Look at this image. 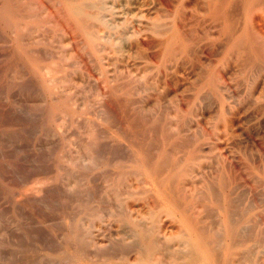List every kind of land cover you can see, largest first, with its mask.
<instances>
[{"label": "rangeland", "instance_id": "obj_1", "mask_svg": "<svg viewBox=\"0 0 264 264\" xmlns=\"http://www.w3.org/2000/svg\"><path fill=\"white\" fill-rule=\"evenodd\" d=\"M13 1L12 0H0V4H1L0 5V27L1 26L3 27V28L2 27L0 28V264H71V263L80 264L82 263L83 260L85 259L87 260V258L84 257L85 254H86L85 256L88 257L89 259L87 260V263H84L86 261H83L84 264H128V263L129 264L130 263L131 264H136V263L137 264H163V263L169 264V262H171L170 264H172L173 262L175 263L174 260L172 262V259H175L176 256L180 258V256L177 255V251H179V254H181L182 256L183 253L181 251L184 250L185 248V246L182 243V240L180 239L181 238L180 232L182 230H183L182 232L186 231L188 222L186 219H185L186 222L183 221V218H185L186 215H188L189 217L191 216V218L196 220L198 225L202 226L205 230L211 231L213 233L215 232L219 233L218 232L219 229H217L218 222L216 223L215 221L220 220L221 216L219 213V205H220L219 203L223 202L225 197L227 198L229 202H231L232 206L233 204L235 205L233 209L234 211L232 213L234 214L233 215L234 222L238 230V235L236 236V243L238 242L239 244L237 243L232 246L226 245V247H224L222 243L218 245L216 242H212L214 243L213 244L214 247L212 246L214 248V251L217 253V256L219 258H223L225 256L226 257L231 256V257H235L233 258L235 259V262L237 261L243 264L250 263L249 261L250 259L249 260L246 259L248 258L247 253H249L250 251L249 254H251L250 255L251 261H257L258 264H264V199H262L264 198V193H261V191L264 190V94H263L264 93V90H263L264 89V72H263L264 71V0L263 1L261 0L263 4V8L261 4H258L257 2L258 0H256L254 3H251V4L245 3L244 0H237L238 3L236 1L232 2V4L236 2L233 5H236L237 8H239L240 10L239 9L236 10V6H233V5H231L232 7H230L229 13L232 16L233 20L234 18L236 19L238 18L237 20L235 19L234 26L238 24L239 26L237 25L236 27L239 28V30L235 29V31H237V33H242L243 36L247 40H249V42L255 48V51L253 53H248V54L246 53L245 56H243L244 60H243V57L240 58L242 55H238L237 52L234 51L231 53L232 55H229L230 53L226 51V45H227L226 42L228 41V36L225 35V33L222 31V20L219 19L220 22L215 19L212 20V17L207 11L208 10L206 7L207 3L205 2V0H176L177 2L174 0L173 1L167 0L168 1L167 2L165 0V3H164V0L160 2L159 0L158 1L151 0L152 2H150V0H107L105 1L106 5H104L103 9L99 10V13L104 15L103 17H104L105 22L109 21V23L106 22L104 24H101V22H98L94 18H88L87 16L86 17L88 19L85 18V22L87 23L88 22L91 23L93 21L92 24L94 23V25L91 26L90 23H88V25L91 26L92 29H96V32L99 34V36L96 37L95 45L92 44L91 42L92 40H89L87 38L85 31H84L85 26L83 27L79 24L78 17L73 12V7L75 6L80 7L82 4L84 5L86 4L87 5L86 9L88 11L93 12L94 11L93 9H95V7L92 6L93 0H71V1L70 0H20L18 2L17 0H13ZM146 1H148V3ZM19 2L20 4L22 3V5L20 4L18 5ZM113 2H116V3H113ZM161 2L163 3L161 4ZM172 2L173 3L175 2V3L173 4ZM26 3H28V5ZM68 3H71V4H68ZM140 3L142 6L140 5ZM150 3L151 5H149ZM166 3L168 4L166 5ZM255 3L259 5L258 7L257 5L255 6L258 9L254 7ZM107 4L110 7H108ZM197 4L199 5V7ZM238 4L239 5L241 4V5L238 7ZM251 5H253V8L251 7ZM158 8L160 9L162 13L159 12ZM165 9L167 10L169 9L170 11L168 10L166 13ZM180 10L181 12H179ZM95 12H96V9H95ZM236 13L238 14L240 13V14L238 15ZM152 14H155V15H152ZM27 16L29 18H27ZM208 16L210 17L207 20ZM182 17L184 19H182ZM239 18L240 19L242 18L241 23L239 22L240 21ZM144 19H145V22H144ZM193 19L194 20L196 19L195 20L196 23L194 22ZM110 20L111 22H113L114 26L112 25V23H110ZM113 20L116 21V23H114ZM215 21H218V23L216 22L218 25H216ZM188 22H191V23H188ZM107 23L109 25H107ZM152 25H154V27ZM11 26L13 28H11ZM128 26L130 27V30ZM179 26H182V30L184 31L186 29L185 33L190 37V39L194 38L197 40V42L195 44L194 41L196 40L194 41L191 40L195 44V46L192 45L193 43H190L191 45L188 46L189 50L185 48L181 49L180 47H177L176 50H178V48H180L181 50L180 49H179L180 51L174 50L171 54H166L164 51L163 42L167 39L168 35H170L171 33L173 32L177 33L176 29ZM190 26L194 27V29L191 28ZM216 26H217V29H216ZM219 26L221 30L220 28L218 29ZM124 27L125 28L127 27V29H124ZM147 29H149V31ZM150 29L152 32L150 31ZM156 29L158 30L162 29V30L158 31ZM163 29L165 30L167 29L166 30L167 32L164 33ZM192 29L194 31H192ZM10 30L13 31L14 33H12ZM209 30L211 32L210 34L208 32ZM45 31H46V34H45ZM120 31L121 32L124 31L126 35H123L125 33L124 32L121 33ZM146 32L148 34L149 33L151 34V35L149 34L151 36L150 38H152L151 41H149L150 39L148 40L149 36ZM10 33L13 35H11ZM38 33H40V36ZM18 34L22 36L20 41H19L20 36H18ZM77 34H79L80 36H78ZM27 35H29L30 37L32 36V37L30 38ZM101 35H104L105 37ZM135 36H137L138 38ZM152 36L153 37L155 36L154 39ZM25 37H26V40L29 39L28 41H30V43L24 40ZM10 38H11V41L13 40L12 42H10ZM113 38H114V41H113ZM123 38H124V41H122ZM130 38L132 39L130 40ZM155 38H156V42L154 41ZM214 38H216L217 40H215ZM81 39L84 41L85 44L81 42ZM31 40H33V42H31ZM58 41L59 43H57ZM152 41L155 43H152ZM101 42L103 44H101ZM149 45L151 47H149ZM210 45L211 47H209ZM63 46L67 48H64ZM27 48L29 49L33 48L34 51L33 50L28 51L29 49ZM118 48H120L121 51ZM110 50L112 52H110ZM190 50H191V53L193 52L192 54H190ZM89 51H90L89 56H93L94 58L88 56ZM144 51H146L148 54L146 52L144 53ZM156 51L157 53H155L154 55V52ZM175 51L176 53H178L176 54V56H175ZM149 53L150 54L152 53L151 54V56H153L152 58H150L151 56ZM107 54L109 55L107 56ZM137 55H140L142 59L140 57L138 58ZM147 55L149 56L147 57ZM247 55H248V58L246 57ZM230 56L231 57L233 56V57L231 58ZM134 57L135 58L137 57L138 60L137 59L135 60ZM234 57L237 59H235ZM130 58H132V60ZM166 58L168 59V61ZM239 58L240 60L238 61ZM241 59H242V63H241L242 71H241V68L239 67L240 66L239 62L241 61ZM69 61L72 63L69 64ZM182 61L185 64H183ZM243 61H245V63ZM111 63H114V64H111ZM166 63H167V68H166ZM38 64L40 65V67H38ZM145 64H147V66ZM237 64L240 69L237 67ZM41 65H43L44 67ZM168 65L172 67H169ZM45 66L47 67L46 71L43 70ZM137 68H139V70ZM170 68H172L173 70H171ZM48 69L51 70V71L49 70L50 73H48ZM110 69L112 70V72ZM44 71L45 73L47 72L48 74L47 73L45 74ZM113 71H114V74H112ZM117 71H119L118 74H117ZM202 71H205V73ZM258 71H260V73ZM136 72H138V74ZM132 74L135 76V78H131V77H134ZM55 75H57L58 77L55 78ZM109 75H110V79H108ZM158 75L160 77H158ZM253 75L254 76L256 75L255 76L256 80L254 79ZM51 76L54 78V79L52 78L53 81L50 80ZM111 76L114 80H112ZM153 76L155 77L153 78ZM250 76L254 80H252ZM164 77H166L167 79ZM212 77L218 78V80L221 83L218 80L216 81L215 84L211 83ZM46 78H49L50 81ZM139 78L142 82L139 80ZM129 79L131 80L133 79V81H130ZM123 80H127L126 85ZM118 82L119 83L122 82L124 84L118 85ZM114 84L115 86L117 85V87H113ZM226 84H228V86ZM249 84H252V85H249ZM55 86L58 88L56 89ZM61 90H63V92ZM133 90H135L134 93L132 92ZM51 92H54L56 95L53 96L54 94H52ZM59 94L62 97L59 96ZM229 94L232 96H229ZM115 95H118V96H115ZM119 95L121 96V98ZM161 95L163 96V98ZM59 97L63 99L60 100ZM128 98L130 99L133 98V100L130 101V99ZM232 100H235V101L232 102ZM73 101L75 103L77 102L76 103L78 104L77 107L74 106L76 104ZM63 106L64 107L66 106V107L64 108ZM119 108H122V110ZM139 109L143 111H140ZM172 109L174 111H172ZM24 110L27 112H25ZM99 110L101 111L99 112ZM91 111H92V114H91ZM97 112H99V114ZM119 112H121V114ZM138 112L141 115L138 114ZM56 113L57 115L60 114L59 117L56 115ZM87 113L90 115H88ZM100 113L102 114V116H100ZM224 113H226V115ZM94 114L97 116H95ZM221 115L223 116L222 118H221ZM6 116H8L9 119ZM134 116L140 118V122H142L143 126L141 125L140 127V124H139L140 122L138 118H135ZM145 116L148 117L147 120H145L146 118ZM118 117L120 118L118 119ZM125 117L127 120H125ZM61 118H62V121L60 123ZM210 118L212 121L210 120ZM178 119L181 121H178ZM108 120H109V123H108ZM91 121L94 123H92ZM5 122L6 123L8 122V123L6 124ZM96 122H98V124L102 122L99 126L100 128L97 129L98 134L96 133V130H95V128H97V125H95ZM110 122L113 124H111ZM155 122L157 123V125L160 123L159 126H157ZM178 122L180 124L182 122V125L184 127L180 126ZM197 123L199 126L198 128L199 132H197L198 131L197 129L198 126H196ZM210 123L212 124V127ZM110 124H111L110 126L111 128L114 127L115 132L114 130H112L111 132V128H109ZM101 125H103V127ZM104 126L108 130V131L106 130L107 133L104 129ZM121 127L124 128L123 130L125 132H123L122 130V132L120 133L122 129ZM139 127H140V130H139ZM181 127L183 129L180 130ZM116 128H118L119 132L116 131ZM147 128H149L148 131H146ZM203 128L206 130V133L204 132L205 130ZM99 130H101L102 132ZM143 130L146 131L145 134ZM166 130L168 131L166 132ZM142 131H143V134H142ZM103 132L106 136L103 134ZM207 132L209 134H207ZM125 133L126 134L128 133L130 135L126 136ZM137 133L138 135H140V138L137 137L139 138L137 140L135 137V139L137 141L140 140V143L136 141L138 143L137 144L135 143V139H132L134 140L133 143L136 145L134 146L132 145L133 144L132 142H131L132 144L130 143V139L131 137H133L132 134H135L134 136H138ZM63 134L65 135V137H63ZM99 134H103V136L102 135L100 136ZM121 134H124L126 136L127 139L125 137L124 138L127 140V143L125 141L123 142L121 141L122 139L125 140L122 137L124 135H121ZM166 134L169 135V137L166 136ZM186 134L189 137L186 136ZM108 135L109 137L107 139L112 137L111 140L114 143L118 140L117 138L120 137L119 138L120 140L117 141V144L119 142H121L122 144L125 143L126 146L125 144H123V146L126 149L124 147L123 148L126 151L124 149L122 150V145L120 146L121 143H119V145L116 146L117 148L121 147V149L119 150L117 148L116 150H114L115 148L114 149L111 148L113 146L115 147L116 145L114 143H113L114 145H112L111 144L112 142L109 143L111 144L110 145L111 147L106 146V145H109L108 144L109 141L106 138L104 139V136L107 137ZM190 135L193 140L190 138ZM116 136L118 137L113 138ZM211 136L213 138H211ZM14 137H16L17 139ZM165 137L167 140H165ZM98 138L100 139L99 143H97L99 140ZM178 141L180 142L182 141L181 143L185 142L184 145L186 143L189 144V142H191L192 144L191 143L189 145L187 144L184 147V145L180 144ZM176 142L177 144L179 143V145L176 146ZM148 143L151 145L153 143H156L154 144L156 146H153L152 148L151 145L148 146ZM170 144H172L173 146ZM127 145L129 147L131 145L130 147L132 148L131 152L129 151L130 148H127L128 147ZM182 145H183V148H181ZM27 146H30V147L28 148ZM150 147L152 149H150ZM173 147L174 149H172ZM154 148L156 149L154 150V152H152ZM168 148L170 150H168ZM113 150L116 152H114ZM233 150L235 151V153L233 152ZM9 151H11V153ZM124 151L125 152L128 151L129 153L128 152L124 153ZM12 152H15V153H12ZM147 152H149L151 155L146 154ZM160 152L167 153V161L168 162L170 161L169 163L170 165L172 164L173 166L172 168L175 172H177L178 174L184 171L187 172V174L184 173V175L182 176L178 175L179 179H176V180L174 179L175 183L179 182L181 184L182 190L184 189V191L186 192V189H187L189 192V193L186 192L187 193L186 205L189 206V209L186 212L187 213L186 215L182 214L183 215L182 218L177 213L171 214L169 211H167L165 209L164 203H162L161 205L160 195L157 191H155L154 185L152 184L151 176L149 175V173L147 175L144 168L140 164L142 162L143 157L151 158V160H157ZM214 152L215 154L217 153L216 154L217 156L218 155L219 156L210 157L212 154H214ZM232 152H233V155H230L232 154ZM152 153H153V156H152ZM201 153L203 156L201 155ZM120 154L121 156H119ZM220 154L223 156H221ZM234 154L236 155L237 158L232 157V156H235ZM88 156H90L91 158ZM38 157L40 158V160H37L39 159ZM102 157L104 158L106 157V159L108 158L107 159L108 161H106V159ZM258 157L261 160H259ZM76 163L78 166L82 167V169L78 167ZM214 164H216L215 167H214ZM245 164L247 166H244ZM189 165L192 166V169H191V166ZM211 165L214 168L211 167ZM24 166L26 169L24 168ZM206 166H209L208 170ZM29 167H31V169H29ZM132 168L135 170V172H137V174L134 172ZM181 168L183 170H181ZM212 168L216 169V172ZM36 169H37V172H36ZM83 169L87 171L90 170V171H88V173L85 174ZM239 170L241 173H238ZM3 171H5V173ZM39 171L41 174L39 173ZM76 171L80 173H77ZM82 172L83 174H81ZM204 173H205V176L203 177ZM208 173L209 174L211 173V174L209 175ZM215 173H217V175ZM44 174L45 176H43ZM191 174H193V176ZM235 174L237 176H235ZM1 175H3V177ZM122 175L124 176L122 177ZM140 176H143L146 182L143 183V181L145 180L142 177L140 178ZM39 177H41V179ZM39 179L40 181H38ZM225 179L227 180V182L224 181ZM245 179H247V181ZM256 179L259 180V182ZM260 179H263V181ZM203 180L205 183H203ZM243 180L246 182L247 186L244 184L245 182ZM256 182H258L257 183L258 186L256 185ZM238 183H240L241 185H239ZM210 184L212 186L215 185V189L214 187L210 188L211 186ZM237 184L239 185L238 187H236ZM140 185H141V188L139 187ZM147 185H148L149 190L146 191ZM233 185L235 187H233ZM142 186L144 188L146 187V189L142 188ZM253 186H255V188H253ZM84 187L85 189H83ZM244 187L246 188L248 187L247 190H245L246 188ZM260 188L262 189L261 191L259 190ZM197 189H200L199 197L204 198L203 202L205 201L206 203L201 202L202 199H200L199 197L196 198L198 199L197 202H196V199L194 200L196 195H198L197 193H199L198 192L199 190ZM257 190H259L258 193L260 192V194L257 193ZM54 191H57V192H54ZM245 191L246 193H244ZM149 194L155 197L152 198L151 195L149 196ZM239 195H240V198H239ZM241 195H243L245 199L241 198L242 197ZM142 196L144 197L146 196L144 200H142L143 198ZM249 196H251V198L255 196L254 198L256 199L258 204L255 202L254 198L253 200ZM83 197H87L86 198L87 200L83 199ZM215 197H218V198H215ZM259 197L263 201H261ZM234 198L235 200H232ZM82 200H85V201H82ZM248 200L251 203L253 201V203L249 205ZM154 201L156 204H154ZM217 201H219V203H217ZM235 201L237 204L239 203L238 206L236 203H234ZM207 202L209 204H207ZM45 203H49V205ZM117 203L119 204V206H117L116 208V205H118ZM188 203H192V204H188ZM198 203H201V204H198ZM113 204L115 207L113 206ZM204 204H205V208L203 210ZM50 205L53 207H51ZM61 205L63 206V208ZM206 205L207 207L210 206V209H212L211 208L212 206L213 209L216 208L217 210L216 209L215 211H212L213 209L209 210V212L211 211L209 215L208 212H206V210L208 209ZM118 207L120 208V210L118 209ZM247 207L249 208L247 209ZM51 208H54L55 210H52ZM199 209H202V210H199ZM237 209L239 210L238 213H236L238 211ZM86 211H88L89 213L88 212L86 213ZM195 211H197L198 213ZM257 211H260V213ZM151 212L153 213L151 214ZM196 213L197 215H195ZM207 214L209 216H206ZM212 214H215V216L213 215V217H210ZM251 214H253V216H251ZM147 215L149 217H147ZM117 216L119 219L117 218ZM128 216L133 220H131ZM168 216L170 217L168 218ZM202 216L204 217L203 221L201 220ZM41 217L43 220L41 219ZM71 218L73 219V221ZM250 218L252 220H250ZM135 219H137L136 220L137 224L135 223ZM253 219L254 220L258 219L256 220L257 223H254L255 221H253ZM142 220H145V221L142 222ZM146 220L147 221L149 220V221L147 222ZM208 220L209 221L211 220V221L209 222ZM124 221H126V223ZM207 221L209 224L207 223V225L205 226ZM212 221L213 223H211ZM58 222H61L60 225L58 224ZM26 223H27V227H26ZM139 223H140V226H138ZM142 223L143 224L145 223L147 226L145 224L143 225ZM155 223H156V226H154ZM57 224H58V227L56 226ZM81 224L83 226V229H81L82 228ZM120 224L122 225L124 224L125 226H127V229L129 228L130 229L129 230L125 229L123 231V229L126 227L124 225L120 226ZM151 224H153L154 226L153 228H151L152 226ZM50 225H53V226H50ZM78 225H80L81 227ZM215 225H216L217 230L215 229V227H212ZM143 226L149 227L148 229L150 230L145 229L146 227L144 228ZM207 226H208V229H207ZM142 228H143V232L145 230L146 234L148 235H145V232H144L145 236H143ZM180 228L182 229L180 230ZM213 228H214V231H212ZM120 230H122V232ZM126 230L130 232L131 235L128 234V232L126 234L125 233ZM250 232H253V234H251L252 235L251 237H250ZM133 233L135 235H133ZM123 234L124 236L126 234V236L124 237ZM136 235H138V237ZM160 235L162 236L161 238L163 240L166 238L164 242L163 240H159ZM260 236L263 239L262 241L260 240ZM76 237L77 238L79 237L78 239H80L79 244L77 243L78 239L76 240ZM108 237L112 239H108ZM192 237L193 239H195V236L192 235ZM40 238H41V241H39ZM145 238H146V241H145ZM244 238H247L245 242L243 241ZM131 239H133L134 243L133 241H131V244H128V242L130 243ZM149 239L150 240L153 239V240L150 242ZM241 239H242V242H241ZM110 240L112 241V243L110 242ZM137 241L141 243L139 242L137 243ZM156 241H158L159 244H157ZM258 241H261V242L258 243ZM24 242L26 243L23 244ZM132 243L134 245L133 247L131 246ZM162 243L165 244L166 246L163 245ZM107 244L108 245L113 244L112 246L114 245H115L114 247L117 246L119 250L115 248L112 251L111 250L112 246L109 250V247ZM254 244L257 248L254 246ZM70 245H72V247ZM102 245L104 247L105 245H107L106 247H108V249L107 250L105 248L103 249ZM126 245L127 246L130 245V247L132 248H129L126 251L125 250L127 248ZM171 247L172 249L173 248L174 249L170 250ZM254 247L256 248V251L255 252L253 251V253H251ZM22 248H23V251H22ZM143 248L145 251L142 250ZM245 248H247L248 250H245ZM255 248L253 250H255ZM100 249H103L105 253H103L102 250L100 251ZM160 249L163 251V253H161L162 251H158ZM261 249L263 250V252L261 251ZM122 250L123 251L125 250V251L123 252ZM90 251H92L93 253ZM98 251L100 253L102 252V254L99 255ZM34 252L37 254H34ZM87 252H90V253H87ZM108 252H110V254L113 253L112 256L108 254ZM244 252L246 256L243 254ZM33 254L36 256H34ZM113 255L114 256L116 255V256L114 257ZM241 255H244V256L240 257ZM258 255H260V257L262 256L263 258L262 257L259 258ZM159 256H162V257L159 258ZM138 257H140V259ZM168 257H169V260H168ZM237 257L241 259H243L244 257L245 258H244V261L242 260L241 262V259L239 260ZM79 260H80V263H78ZM153 261H156V262H153ZM246 261L247 262L249 261V262L246 263Z\"/></svg>", "mask_w": 264, "mask_h": 264}, {"label": "bare ground", "instance_id": "obj_2", "mask_svg": "<svg viewBox=\"0 0 264 264\" xmlns=\"http://www.w3.org/2000/svg\"><path fill=\"white\" fill-rule=\"evenodd\" d=\"M13 1V0H12ZM18 1H20V0H17V2ZM71 1V0H70ZM105 1H107V0H93V2H92V6L93 7H95V9H96V12H95V9H93L94 11L93 12H91V11H88L86 8V4L84 5V4H82L80 7H73V12H74V14L78 17V22H79V24L81 25V26H85L84 27V31H85V34H86V36H87V38L89 39V40H92L91 42H92V44L93 45H95L96 44V37L97 36H99V34L96 32V29H92L91 28V26L92 25H94V23L92 24V22L90 23V22H88V23H90V25L91 26H89L88 25V23L87 22H85V18L86 19H88V18H94L95 20H97L98 22H101V24H104V23H106V22H108L109 23V21H106L105 22V20H104V15H102L101 13H99V10H101V9H103L104 8V5H106L105 4ZM158 1V0H157ZM156 1V2H157ZM160 1H163V0H159V2ZM167 1V0H166ZM173 1V0H172ZM174 1H176V0H174ZM234 1H236L237 2V0H205V2L207 3V11H208V13L210 14V16L212 17V20H218L219 21V19L220 20H222V31L225 33V35H227L228 36V41L226 42L227 43V45H226V43H225V45H226V51L228 52V53H230L229 55H232L231 53L232 52H237V54L238 55H242L240 58H242L243 56H245V54L247 53H253L254 51H255V48H254V46L249 42V40H247L244 36H243V34L242 33H237V31H235V29L237 30H239V28H237L236 26L238 25V24H236L235 26H234V21H235V19L236 18H234V20H233V18H232V16L230 15V13H229V11H230V7H232L231 5H233V4H235V3H233L232 4V2H234ZM245 1V3H247V4H251V3H254L256 0H244ZM261 2V0H258L257 2H258V4H261V6H262V8H263V4H262V2ZM263 1V0H262ZM14 2V1H13ZM16 2V1H15ZM60 2V1H59ZM118 2V1H117ZM138 2V1H137ZM147 3H148V1H146ZM150 2H152L151 0H150ZM155 2V3H156ZM168 2V1H167ZM177 2V1H176ZM24 3V2H23ZM72 3V2H71ZM71 3H68V4H71ZM86 3V2H85ZM113 3H116V2H113ZM134 3V2H133ZM145 3V2H144ZM163 2H161V4H162ZM164 3H165V0H164ZM173 3V2H172ZM175 3V2H174ZM173 3V4H174ZM182 3V2H181ZM238 3V2H237ZM5 4V3H4ZM20 4V2L18 3V5ZM27 5H28V3H26ZM154 4V3H153ZM168 3H166V5H167ZM169 4H171V3H169ZM258 4H256L255 3V5H254V7L257 5V7L259 6ZM1 5V4H0ZM20 5H22V3L20 4ZM24 5V4H23ZM75 5V4H74ZM114 5V4H113ZM140 5H141V3H140ZM149 5H151V3L149 4ZM164 5V4H163ZM198 5V4H197ZM241 5V4H240ZM239 4H238V7L240 6ZM7 6V5H6ZM107 6H108V4H107ZM106 6V7H107ZM117 6V5H116ZM122 6V5H121ZM142 6V5H141ZM158 6V5H157ZM165 6V5H164ZM205 6V5H204ZM233 6H236V5H233ZM91 7V6H90ZM108 7H110V6H108ZM111 7H112V5H111ZM150 7V6H149ZM168 7V6H167ZM170 7V6H169ZM173 7V6H172ZM198 7H199V5H198ZM251 7L253 8V5H251ZM26 8V7H25ZM29 8H31V7H29ZM120 8V7H119ZM155 8V7H154ZM201 8V7H200ZM234 8V7H233ZM256 8V7H255ZM260 8V7H259ZM6 9V8H5ZM28 9V8H27ZM110 9V8H109ZM137 9V8H136ZM159 9V8H158ZM183 9V8H182ZM187 9V8H186ZM206 9V8H205ZM235 9V8H234ZM237 9H239V8H237V6H236V10ZM256 9H258V8H256ZM63 10H64V8H63ZM111 10V9H110ZM120 10V9H119ZM163 10V9H162ZM166 10V13H167V11L169 10H167V9H165ZM185 10V9H184ZM190 10V9H189ZM194 10H195V8H194ZM199 10V9H198ZM240 10V9H239ZM238 10V11H239ZM115 11V10H114ZM114 11H112V12H114ZM118 11V10H117ZM149 11V10H148ZM170 11V10H169ZM187 11V10H186ZM186 11H184V12H186ZM196 11H197V9H196ZM206 11V10H205ZM253 11V10H252ZM103 12V11H102ZM123 12V11H122ZM156 12H158V11H156ZM159 12H161L160 11V9H159ZM164 12V11H163ZM179 12H181V10L179 11ZM162 13V12H161ZM203 13V12H202ZM13 14V13H12ZM15 14H16V12H15ZM29 14V13H28ZM106 14V13H105ZM150 14V13H149ZM156 14V13H155ZM155 14H152V15H155ZM159 14V13H158ZM165 14V13H164ZM163 14V15H164ZM169 14V13H168ZM171 14V13H170ZM188 14H189V12H188ZM196 14V13H195ZM236 14H238V13H236ZM240 14V13H239ZM238 14V15H239ZM241 14H242V12H241ZM250 14H251V12H250ZM22 15V14H21ZM30 15V14H29ZM34 15V14H33ZM162 15V14H161ZM193 15V14H192ZM31 16V15H30ZM88 18H87V17ZM210 16H208V18H207V20L209 19V17ZM114 17V16H113ZM135 17V16H134ZM198 17V16H197ZM197 17H195V18H197ZM207 17V16H206ZM27 18H29L28 16H27ZM31 18V17H30ZM33 18V17H32ZM70 18V17H69ZM108 18V17H107ZM176 18V17H175ZM186 18V17H185ZM192 18V17H191ZM71 19V18H70ZM118 19V18H117ZM147 19V18H146ZM179 19V18H178ZM182 19H184L183 17H182ZM238 19V18H237ZM236 19V20H237ZM242 19V18H241ZM241 19L239 18V22L241 23L242 21H241ZM108 20V19H107ZM139 20V19H138ZM149 20V19H148ZM147 20V21H148ZM155 20V19H154ZM194 20V19H193ZM196 20V19H195ZM195 20H194V22H195ZM91 21V20H90ZM114 21V20H113ZM130 21V20H129ZM150 21V20H149ZM180 21V20H179ZM218 21H215V23L217 22L218 23ZM246 21V20H245ZM249 21V20H248ZM144 22H145V19H144ZM169 22H170V20H169ZM168 22V23H169ZM176 22V21H175ZM211 22V21H210ZM220 22V21H219ZM238 22V23H239ZM247 22V21H246ZM19 23V22H18ZM22 23H24V22H22ZM107 23V25H109ZM110 23H112V25H113V22H111V20H110ZM114 23H116V21H114ZM124 23V22H123ZM129 23V22H128ZM162 23V22H161ZM164 23H165V21H164ZM181 23H183V22H181ZM186 23V22H185ZM188 23H191V22H188ZM196 23V22H195ZM201 23V22H200ZM216 23V25H218ZM99 24V23H98ZM152 24V23H151ZM180 24V23H179ZM193 24V23H192ZM39 25V24H38ZM95 25H96V23H95ZM111 25V26H112ZM116 25V24H115ZM125 25H127V24H125ZM147 25H148V23H147ZM186 25V24H185ZM201 25V24H200ZM28 26H29V24H28ZM34 26V25H33ZM33 26H32V28H33ZM37 26V25H36ZM35 26V27H36ZM114 26V25H113ZM112 26V27H113ZM118 26V25H117ZM121 26H122V24H121ZM130 26V25H129ZM128 26V28H129V30H130V27ZM141 26V25H140ZM151 26V25H150ZM153 27H154V25H152ZM239 26V25H238ZM2 27V26H1ZM0 27V28H1ZM34 27V28H35ZM99 27V26H98ZM98 27H96V28H98ZM149 27V26H148ZM191 27V26H190ZM189 27V28H190ZM236 27V28H235ZM3 28V27H2ZM11 28H13L12 26H11ZM19 28V27H18ZM132 28V27H131ZM150 28V27H149ZM152 28V27H151ZM188 28V27H187ZM191 28H193L194 29V27H191ZM206 28V27H205ZM210 28H212V27H210ZM220 28V26L218 27V29ZM240 28H241V26H240ZM8 29V28H7ZM37 29V28H36ZM45 29V28H44ZM124 29H127V27L125 28L124 27ZM123 29V30H124ZM192 29V31H194ZM207 29V28H206ZM216 29H217V26H216ZM26 30V29H25ZM31 30V29H30ZM33 30V29H32ZM102 30V29H101ZM106 30V29H105ZM121 30V29H120ZM148 31H149V29H147ZM156 30H158V29H156ZM160 30H162V29H160ZM160 30H158V31H160ZM167 30V29H166ZM165 29H163V31H164V33L165 32H167ZM220 30H221V28H220ZM251 30V29H250ZM8 31V30H7ZM11 31V30H10ZM22 31H24V30H22ZM29 31V30H28ZM42 31V30H41ZM41 31H40V33H41ZM126 31V30H125ZM137 31V30H136ZM150 31H151V29H150ZM155 31V30H154ZM176 31H177V33L176 32H173V33H171L170 35H168V37H167V39L163 42V45H164V51H165V53L166 54H171L174 50H176L177 49V47H180L181 49L182 48H185V49H187V50H189V48H188V46H190L191 44L190 43H193L192 41H194V40H196V39H190V37L185 33V31H186V29H185V31L184 30H182V26H179L177 29H176ZM203 31H204V29H203ZM202 31V32H203ZM12 33H14L13 31H11ZM114 32V31H113ZM121 32V31H120ZM122 32H124V31H122ZM121 32V33H122ZM145 32V31H144ZM152 32V31H151ZM162 32V31H161ZM209 32V34L211 33L210 32V30L208 31ZM40 33H38L39 34V36H40ZM102 33V32H101ZM100 33V34H101ZM112 33V32H111ZM117 33V32H116ZM125 33V32H124ZM147 33V32H146ZM163 33V32H162ZM198 33V32H197ZM220 33H221V31H220ZM11 34V33H10ZM30 34V33H29ZM45 34H46V31H45ZM44 34V35H45ZM56 34V33H55ZM141 34V33H140ZM148 34V33H147ZM150 34V33H149ZM148 34V40L149 41H151V39L152 38H150L151 36V34L149 35ZM209 34H208V36H209ZM11 35H13V34H11ZM22 35V34H21ZM78 36H80L79 34H77ZM111 35V34H110ZM123 35H126V33L125 34H123ZM139 35V34H138ZM155 35V34H154ZM18 36H20L19 34H18ZM25 36V35H24ZM27 36H29V35H27ZM41 36H42V34H41ZM47 36V35H46ZM101 36H104V35H101ZM128 36V35H127ZM133 36V35H132ZM140 36V35H139ZM205 36V35H204ZM203 36V37H204ZM226 36V37H227ZM252 36V35H251ZM12 37V36H11ZM30 37V36H29ZM32 37V36H31ZM30 37V38H31ZM77 37V36H76ZM105 37V36H104ZM122 37V36H121ZM135 37H137V36H135ZM147 37V36H146ZM153 37V36H152ZM155 37V36H154ZM154 37H153V39H154ZM254 37V36H253ZM257 37V36H256ZM22 38V36H20V38H19V41H20V39ZM46 38V37H45ZM78 38H80V37H78ZM82 38V37H81ZM133 38V37H132ZM132 38H130V40L132 39ZM138 38V37H137ZM255 38V37H254ZM13 39V38H12ZM27 39H28V37H27ZM43 39H44V37H43ZM197 39H198V37H197ZM215 40H217L216 38H214ZM24 40H26V37H25V39ZM29 40V39H28ZM28 40H26V41H28ZM41 40H42V38H41ZM61 40V39H60ZM109 40V39H108ZM117 40H118V38H117ZM129 40V41H130ZM158 40V39H157ZM192 40V41H191ZM252 40H254V39H252ZM13 41V40H12ZM11 41V38H10V42H12ZM21 41H23V40H21ZM113 41H114V38H113ZM122 41H124V38H123V40ZM142 41V40H141ZM141 41H140V43H141ZM155 42H156V38H155V40H154ZM198 41H199V39H198ZM214 41V40H213ZM212 41V42H213ZM255 41H257V40H255ZM29 43H30V41H28ZM31 42H33V40H31ZM81 42H83L84 43V41L81 39ZM121 42V41H120ZM155 42H153L152 41V43H155ZM195 42V44H196V42H197V40L196 41H194ZM219 42V41H218ZM225 42V41H224ZM57 43H59V41L57 42ZM82 43V44H83ZM98 43H99V41H98ZM106 43V42H105ZM112 43V42H111ZM139 43V44H140ZM142 43H144V42H142ZM85 44V43H84ZM101 44H103L102 42H101ZM133 44V43H132ZM157 44V43H156ZM195 44L193 43L192 45H194L195 46ZM202 44V43H201ZM205 44V43H204ZM217 44V43H216ZM216 44H215V46H216ZM219 44V43H218ZM221 44V43H220ZM56 45V44H55ZM60 45V44H59ZM107 45V44H106ZM203 45V44H202ZM222 45V44H221ZM220 45V46H221ZM259 45V44H258ZM57 46V45H56ZM109 46V45H108ZM118 46V45H117ZM122 46V45H121ZM120 46V47H121ZM151 46H152V44H151ZM150 45H149V47H151ZM154 46V45H153ZM193 46V47H194ZM224 46V45H223ZM261 46V45H260ZM58 47V46H57ZM64 47V46H63ZM103 47V46H102ZM119 47V46H118ZM127 47V46H126ZM147 47V46H146ZM159 47V46H158ZM157 47V48H158ZM196 47H198V46H196ZM209 47H211V45L209 46ZM262 47V46H261ZM29 48H30V46H29ZM29 48H27V49H29ZM64 48H67V47H64ZM96 48H97V46H96ZM99 48V47H98ZM104 48H106V47H104ZM129 48V47H128ZM133 48V47H132ZM180 48H178V50H176V51H180L181 49ZM225 48V47H224ZM63 49V48H62ZM100 49V48H99ZM98 49V50H99ZM103 49V48H102ZM106 49H108V48H106ZM118 49H120V48H118ZM130 49V48H129ZM180 49V50H179ZM191 49H193V48H191ZM218 49V48H217ZM216 49V50H217ZM31 50H33L34 51V49L32 48V49H29L28 51H31ZM86 50V49H85ZM84 50V51H85ZM112 50V49H111ZM110 50V52H112ZM146 50V49H145ZM149 50H150V48H149ZM160 50V49H159ZM196 50V49H195ZM198 50V49H197ZM201 50H202V48H201ZM222 50V49H221ZM260 50H261V48H260ZM26 51V50H25ZM41 51V50H40ZM52 51V50H51ZM61 51H63V50H61ZM105 51H107V50H105ZM119 51V50H118ZM120 51H121V49H120ZM141 51V50H140ZM147 51V50H146ZM146 51H144V53L146 52ZM176 51H175V56H176V54H178V53H176ZM151 52V51H150ZM219 52H221V51H219ZM41 53V52H40ZM89 53H90V51L88 52V56H89ZM115 53V52H114ZM143 53V54H144ZM147 53V52H146ZM155 53H157V51L156 52H154V55H155ZM193 53V52H192ZM191 53V50H190V54H192ZM42 54V53H41ZM148 54V53H147ZM150 54V53H149ZM152 54V53H151ZM151 54H150V56H151ZM158 54H160V53H158ZM174 54V53H173ZM198 54V53H197ZM217 54V53H216ZM235 54V53H234ZM34 55H35V53H34ZM109 54H107V56H108ZM123 55V54H122ZM121 55V56H122ZM157 55V54H156ZM200 55V54H199ZM219 55V54H218ZM236 55V54H235ZM234 55V56H235ZM237 55V56H238ZM15 56H17V55H15ZM40 56V55H39ZM114 56V55H113ZM116 56V55H115ZM138 56V58L140 57L141 58V56L140 55H137ZM146 56V55H145ZM149 55H147V57H148ZM159 56V55H158ZM171 56V55H170ZM184 56H185V54H184ZM49 57V56H48ZM89 57H93V56H89ZM100 57V56H99ZM104 57V56H103ZM119 57V56H118ZM153 56H151L150 58H152ZM172 57V56H171ZM183 57V56H182ZM227 57V56H226ZM231 57V56H230ZM233 57V56H232ZM231 57V58H232ZM239 57V56H238ZM247 58H248V55L246 56ZM254 57V56H253ZM15 58V57H14ZM47 58V57H46ZM94 58V57H93ZM116 58V57H115ZM135 58V57H134ZM202 58V57H201ZM228 58V57H227ZM230 58V59H231ZM235 58V57H234ZM240 58L238 59V61L240 60ZM246 58V59H247ZM255 58V57H254ZM92 59V58H91ZM107 59V58H106ZM105 59V60H106ZM126 59V58H125ZM131 60H132V58H130ZM137 59V57L135 58V60ZM142 59V58H141ZM159 59V58H158ZM167 59V58H166ZM170 59V58H169ZM185 59V58H184ZM212 59V58H211ZM235 59H237V58H235ZM251 59V58H250ZM114 60V59H113ZM122 60V59H121ZM120 60V61H121ZM128 60V59H127ZM126 60V61H127ZM134 60V59H133ZM138 60V59H137ZM140 60V59H139ZM152 60V59H151ZM193 60V59H192ZM199 60V59H198ZM213 60V59H212ZM223 60V59H222ZM229 60V59H228ZM243 60H244V57H243ZM65 61V60H64ZM93 61V60H92ZM116 61V60H115ZM119 61V62H120ZM125 61V62H126ZM167 61H168V59H167ZM171 61H172V59H171ZM187 61V60H186ZM224 61V60H223ZM227 61V60H226ZM225 61V62H226ZM250 61V60H249ZM19 62V61H18ZM95 62V61H94ZM93 62V63H94ZM103 62V61H102ZM118 62V63H119ZM174 62V61H173ZM200 62V61H199ZM224 62V63H225ZM232 62H234V61H232ZM244 63H245V61H243ZM21 63V62H20ZM54 63V62H53ZM58 63H60V62H58ZM70 63H72V62H70L69 61V64ZM117 63V64H118ZM121 63V62H120ZM138 63V62H137ZM155 63V62H154ZM172 63V62H171ZM170 63V64H171ZM182 63L183 64H185L183 61H182ZM181 63V64H182ZM188 63V62H187ZM186 63V64H187ZM190 63V62H189ZM240 63V68H241V63H242V59H241V61L239 62ZM17 64V63H16ZM52 64V63H51ZM55 64H57V63H55ZM63 64V63H62ZM111 64H114V63H111ZM110 64V65H111ZM139 64V63H138ZM169 64V63H168ZM192 64H194V63H192ZM210 64H212V63H210ZM248 64V63H247ZM18 65V64H17ZM16 65V66H17ZM19 65H21V64H19ZM75 65V64H74ZM93 65V64H92ZM98 65V64H97ZM96 65V66H97ZM119 65V64H118ZM129 65V64H128ZM146 66H147V64H145ZM152 65V64H151ZM172 65V64H171ZM174 65V64H173ZM177 65V64H176ZM201 65H203V64H201ZM36 66V65H35ZM41 66H43V65H41ZM103 66V65H102ZM138 66V65H137ZM143 66V65H142ZM169 66V65H168ZM207 66V65H206ZM211 66V65H210ZM222 66H224V65H222ZM257 66H258V64H257ZM38 67H40V65L38 64ZM44 67V66H43ZM42 67V68H43ZM125 67H126V65H125ZM144 67V66H143ZM152 67V66H151ZM169 67H172V66H169ZM195 67V66H194ZM221 67V66H220ZM227 67V66H226ZM237 67H238V64H237ZM238 67V68H239ZM97 68V67H96ZM113 68V67H112ZM111 68V69H112ZM124 68V67H123ZM166 68H167V63H166ZM234 68V67H233ZM239 68V69H240ZM255 68V67H254ZM258 68V67H257ZM13 69V68H12ZM21 69V68H20ZM74 69V68H73ZM73 69H72V71H73ZM101 69V68H100ZM110 69V70H111ZM119 69V68H118ZM138 70H139V68H137ZM148 69V68H147ZM171 70H173L172 68H170ZM169 69V70H170ZM175 69V68H174ZM218 69V68H217ZM235 69V68H234ZM41 70V69H40ZM43 70H47V67L45 66V68H43ZM49 70L50 69H48V73H50L49 72ZM75 70V69H74ZM98 70V69H97ZM105 70V69H104ZM205 70V69H204ZM208 70V69H207ZM236 70H237V68H236ZM42 71V70H41ZM45 71H44V73H45ZM51 71V70H50ZM52 71H54V70H52ZM70 71V70H69ZM106 71V70H105ZM163 71V70H162ZM218 71V70H217ZM241 71H242V68H241ZM263 71V70H262ZM261 71V72H262ZM97 72V71H96ZM111 72H112V70H111ZM118 72L119 71H117V74H118ZM122 72V71H121ZM169 72V71H168ZM173 72V71H172ZM202 72H204L205 73V71H202ZM229 72V71H228ZM255 72V71H254ZM259 73H260V71H258ZM264 72V71H263ZM9 73V72H8ZM43 73V72H42ZM43 73V74H44ZM47 73V72H46ZM45 73V74H46ZM47 73V74H48ZM53 73V72H52ZM126 73V72H125ZM137 74H138V72H136ZM148 73V72H147ZM44 74V75H45ZM112 74H114V71H113V73ZM156 74V73H155ZM160 74V73H159ZM175 74V73H174ZM201 74V73H200ZM120 75V74H119ZM123 75V74H122ZM127 75V74H126ZM125 75V76H126ZM130 75V74H129ZM133 75V74H132ZM145 75V74H144ZM161 75V74H160ZM257 75V74H256ZM255 75V76H256ZM263 75V74H262ZM103 76V75H102ZM113 76V75H112ZM112 76H111V78H112ZM134 76V75H133ZM166 76V75H165ZM219 76V75H218ZM217 76V77H218ZM254 76V75H253ZM254 76V79L256 78ZM259 76V75H258ZM56 77H58L57 75H55V78ZM128 77V76H127ZM155 76H153V78H154ZM158 77H160L159 75H158ZM191 77V76H190ZM203 77V76H202ZM202 77H200V78H202ZM52 76H51V81H53L52 80ZM131 78H135V76L134 77H131ZM164 78H166V77H164ZM248 78V77H247ZM250 78H251V76H250ZM27 79V78H26ZM46 79H48L49 80V78H46ZM54 79V78H53ZM105 79V78H104ZM108 79H110V75H109V78ZM138 79V78H137ZM137 79H136V81H137ZM150 79V78H149ZM161 79V78H160ZM167 79V78H166ZM252 79V78H251ZM251 79H250V81H251ZM254 79H252V80H254ZM30 80V79H29ZM28 80V81H29ZM49 80V81H50ZM58 80V79H57ZM112 80H114L113 78H112ZM130 81H133V79L131 80V79H129ZM139 80H140V78H139ZM138 80V81H139ZM153 80V79H152ZM159 80V79H158ZM162 80H163V78H162ZM218 80V78H216V77H212V79H211V83H213V84H215L216 83V81ZM249 80V79H248ZM256 80V79H255ZM32 81V80H31ZM48 81V82H49ZM60 81V80H59ZM110 81V80H109ZM124 81V83H125V85H126V81L127 80H123ZM122 81V82H123ZM141 81V80H140ZM148 81H150V80H148ZM219 81V80H218ZM119 83L118 82V85H120V84H124V83ZM129 82V81H128ZM142 82V81H141ZM220 82V81H219ZM23 83V82H22ZM27 83V82H26ZM130 83V82H129ZM146 83V82H145ZM157 83V82H156ZM196 83V82H195ZM221 83V82H220ZM247 83H249V82H247ZM252 83V82H251ZM31 84H32V82H31ZM137 84V83H136ZM135 84V85H136ZM162 84V83H161ZM223 84V83H222ZM28 85V84H27ZM138 85V84H137ZM157 85V84H156ZM167 85V84H166ZM165 85V86H166ZM227 86H228V84H226ZM225 85V86H226ZM248 85V84H247ZM249 85H252V84H249ZM33 86V85H32ZM133 86H134V84H133ZM132 86V87H133ZM147 86V85H146ZM168 86V85H167ZM226 86V87H227ZM36 87V86H35ZM56 87V86H55ZM113 87H117V85L115 86V84H114V86ZM218 87V86H217ZM222 87V86H221ZM251 87V86H250ZM54 88V87H53ZM58 87H56V89H57ZM144 88H146V87H144ZM219 88V87H218ZM252 88V87H251ZM1 89H2V87H1ZM55 89V88H54ZM116 89V88H115ZM136 89V88H135ZM207 89V88H206ZM212 89V88H211ZM223 89V88H222ZM228 89V88H227ZM3 90H4V88H3ZM58 90H60V89H58ZM119 90V89H118ZM120 90H121V88H120ZM125 90V89H124ZM165 90V89H164ZM200 90V89H199ZM264 90V89H263ZM50 91V90H49ZM62 92H63V90H61ZM134 91L135 90H133L132 92L134 93ZM227 91V90H226ZM15 92V91H14ZM112 92V91H111ZM130 92H131V90H130ZM251 92V91H250ZM16 93V92H15ZM52 94H54L53 96H55L56 94L54 93V92H51ZM127 93V92H126ZM224 93V92H223ZM48 94V93H47ZM52 94H50V95H52ZM115 94V93H114ZM129 94V93H128ZM163 94V93H162ZM209 94H210V92H209ZM208 94V95H209ZM225 94H227V93H225ZM264 94V93H263ZM64 95V94H63ZM59 96H61L60 94H59ZM115 96H118V95H115ZM120 96V95H119ZM162 96V95H161ZM227 96V95H226ZM229 96H232V95H230L229 94ZM52 97V96H51ZM58 97V96H57ZM62 97V96H61ZM61 97H59L60 98V100L61 99H63V98H61ZM123 97V96H122ZM126 97V96H125ZM124 97V98H125ZM58 98V99H59ZM103 98V97H102ZM120 98H121V96H120ZM123 98V99H124ZM135 98V97H134ZM162 98H163V96H162ZM225 98V97H224ZM50 99V98H49ZM56 99V98H55ZM128 99H130V98H128ZM143 99V98H142ZM48 100V99H47ZM115 100V99H114ZM125 100H127V99H125ZM131 100H133V98H131L130 99V101ZM145 100H146V98H145ZM64 101V100H63ZM70 101H72V100H70ZM69 101V102H70ZM144 101V100H143ZM188 101V100H187ZM235 100H232V102H234ZM68 102V103H69ZM74 102V101H73ZM171 102V101H170ZM231 102V101H230ZM72 103V102H71ZM75 103V102H74ZM77 103V102H76ZM75 103V104H76ZM114 103V102H113ZM124 103V102H123ZM131 103V102H130ZM144 103V102H143ZM206 103V102H205ZM46 104V103H45ZM56 104V103H55ZM117 104V103H116ZM177 104V103H176ZM69 105V104H68ZM72 105V104H71ZM77 105L78 104H76V105H74V106H76L77 107ZM85 105V104H84ZM125 105V104H124ZM59 106V105H58ZM86 106V105H85ZM138 106V105H137ZM189 106V105H188ZM233 106V105H232ZM64 107V106H63ZM66 107V106H65ZM64 107V108H65ZM100 107V106H99ZM118 107H119V105H118ZM123 107V106H122ZM177 107V106H176ZM175 107V108H176ZM21 108V107H20ZM23 108V107H22ZM25 108V107H24ZM68 108V107H67ZM79 108V107H78ZM81 108V107H80ZM89 108V107H88ZM87 108V109H88ZM106 108H107V106H106ZM110 108V107H109ZM136 108V107H135ZM171 108V107H170ZM199 108V107H198ZM233 108V107H232ZM43 109V108H42ZM82 109V108H81ZM100 109V108H99ZM119 109H121L122 110V108H119ZM119 109H118V111H119ZM217 109V108H216ZM230 109H231V107H230ZM27 110V109H26ZM53 110H54V108H53ZM69 110V109H68ZM140 110V109H139ZM170 110V109H169ZM168 110V111H169ZM200 110V109H199ZM25 111V110H24ZM23 111V112H24ZM42 111V110H41ZM101 110H99V112H100ZM115 111V110H114ZM128 111V110H127ZM140 111H143V110H140ZM171 111V110H170ZM172 111H174L173 109H172ZM183 111V110H182ZM202 111V110H201ZM215 111V110H214ZM231 111V110H230ZM6 112V111H5ZM25 112H27V111H25ZM48 112V111H47ZM58 112V111H57ZM88 112H90V111H88ZM94 112V111H93ZM99 112H97L98 114H99ZM112 112V111H111ZM117 112V111H116ZM124 112H125V110H124ZM136 112V111H135ZM4 113V112H3ZM84 113H86V112H84ZM120 114H121V112H119ZM132 113V112H131ZM131 113H130V115H131ZM134 113V112H133ZM143 113V112H142ZM215 113V112H214ZM14 114V113H13ZM29 114V113H28ZM38 114V113H37ZM43 114V113H42ZM55 114V113H54ZM59 114V113H58ZM64 114V113H63ZM88 114V113H87ZM91 114H92V111H91ZM129 114V113H128ZM127 114V115H128ZM138 114H140L139 112H138ZM161 114V113H160ZM163 114V113H162ZM177 114V113H176ZM201 114V113H200ZM225 115H226V113H224ZM30 115V114H29ZM36 115V114H35ZM56 115H57V113H56ZM60 115V114H59ZM59 115H57L58 117H59ZM66 115V114H65ZM68 115V114H67ZM88 115H90V114H88ZM95 115V114H94ZM119 115V114H118ZM124 115V114H123ZM141 115V114H140ZM202 115V114H201ZM208 115V114H207ZM224 115V116H225ZM8 116H9V114H8ZM8 116H6L7 118H8ZM31 116H32V114H31ZM55 116V115H54ZM72 116V115H71ZM73 116H75V115H73ZM77 116V115H76ZM95 116H97V115H95ZM100 116H102V114L100 113ZM99 116V117H100ZM135 116H136V114H135ZM134 116V117H135ZM139 116V115H138ZM143 116V115H142ZM159 116V115H158ZM160 116H162V115H160ZM168 116V115H167ZM177 116V115H176ZM179 116V115H178ZM182 116V115H181ZM180 116V117H181ZM194 116V115H193ZM213 116V115H212ZM211 116V117H212ZM15 117V116H14ZM66 117V116H65ZM69 117V116H68ZM80 117V116H79ZM89 117V116H88ZM98 117V118H99ZM113 117V116H112ZM129 117V116H128ZM146 118H145V120H147V116H145ZM149 117H150V115H149ZM196 117V116H195ZM199 117V116H198ZM214 117V116H213ZM223 116L221 115V118H222ZM11 118V117H10ZM37 118V117H36ZM64 118V117H63ZM67 118V117H66ZM87 118V117H86ZM114 118V117H113ZM117 118V117H116ZM120 117H118V119H119ZM135 118H138V120H139V122H140V118L139 117H135ZM169 118H171V117H169ZM2 119H4V118H2ZM9 119V118H8ZM68 119V118H67ZM102 119V118H101ZM133 119V118H132ZM173 119V118H172ZM186 119H187V117H186ZM196 119H198V118H196ZM90 120H92V119H90ZM125 120H127L126 119V117H125ZM149 120V119H148ZM159 120V119H158ZM161 120V119H160ZM210 120H211V118H210ZM2 121V120H1ZM6 121H8V120H6ZM30 121H31V119H30ZM33 121V120H32ZM61 121H62V118L60 119V123H61ZM93 121H94V119H93ZM107 121V120H106ZM133 121V120H132ZM178 121H181V120H179L178 119ZM186 121V120H185ZM188 121V120H187ZM212 121V120H211ZM210 121V122H211ZM219 121V120H218ZM92 122V121H91ZM116 122H117V120H116ZM119 122V121H118ZM129 122H131V121H129ZM134 122H136V121H134ZM160 122V121H159ZM167 122H169V121H167ZM6 123V122H5ZM8 123V122H7ZM6 123V124H7ZM56 123V122H55ZM92 123H94V122H92ZM102 123V122H101ZM101 123H99L98 124V122H96V124L95 125H97V128H95V130H96V133L98 134V130L97 129H99L100 127V124ZM108 123H109V120H108ZM107 123V124H108ZM111 123V122H110ZM114 123H115V121H114ZM154 123V122H153ZM156 123V122H155ZM171 123V122H170ZM179 123V122H178ZM227 123V122H226ZM25 124V123H24ZM78 124H79V122H78ZM111 124H113V123H111ZM111 124L109 125V128H111L110 126H111ZM118 124V123H117ZM121 124V123H120ZM132 124V123H131ZM135 124H137V123H135ZM134 124V125H135ZM140 124V127H141V125L143 126V124H142V122H140L139 123ZM160 124V123H159ZM159 124L157 125V123H156V125L157 126H159ZM192 124H193V122H192ZM191 124V125H192ZM211 124V123H210ZM220 124V123H219ZM36 125V124H35ZM48 125H49V123H48ZM61 125V124H60ZM85 125V124H84ZM119 125V124H118ZM133 125V124H132ZM152 125V124H151ZM179 125L180 126H183L182 125V122H181V124L179 123ZM179 125H177V126H179ZM209 125V124H208ZM218 125V124H217ZM83 126V125H82ZM102 127H103V125H101ZM107 126V125H106ZM150 126V125H149ZM165 126V125H164ZM194 126V125H193ZM196 126H198V123H197V125ZM31 127V126H30ZM34 127V126H33ZM101 127V128H102ZM132 127V126H131ZM137 127H138V125H137ZM140 127H139V130H140ZM151 127V126H150ZM184 127V126H183ZM203 127V126H202ZM211 127H212V124H211ZM108 128V129H109ZM113 128V129H112ZM111 128V132H112V130H114V127H112ZM122 128V127H121ZM154 128V127H153ZM159 128V127H158ZM178 128V127H177ZM176 128V129H177ZM199 128V126L197 127V129ZM216 128V127H215ZM37 129V128H36ZM104 129H105V131L107 130V128L104 126ZM124 128H122L121 129V131H120V133L122 132V130H123ZM136 129V128H135ZM155 129V128H154ZM181 129H183L182 127L180 128V130ZM184 129H186V128H184ZM204 129V128H203ZM101 130H103V129H101ZM101 130H99V131H101ZM120 130V129H119ZM149 130V128H147L146 129V131H148ZM194 130V129H193ZM192 130V131H193ZM205 130V129H204ZM216 130V129H215ZM226 130H227V128H226ZM30 131V130H29ZM104 131V132H105ZM108 131V130H107ZM107 131H106V133H107ZM116 131H118V128H116ZM144 131V130H143ZM143 131H142V134H143ZM146 131H144V134L146 133ZM168 130H166V132H167ZM173 131H174V129H173ZM178 131V130H177ZM197 131V130H196ZM213 131V130H212ZM217 131V130H216ZM5 132V131H4ZM15 132V131H14ZM59 132H61V131H59ZM102 132V131H101ZM104 132H103V134H104ZM114 132H115V130H114ZM119 132V131H118ZM123 132H125L124 130H123ZM134 132H136V131H134ZM138 132V131H137ZM141 132V131H140ZM156 132V131H155ZM165 132V131H164ZM170 132V131H169ZM175 132H176V130H175ZM174 132V133H175ZM197 132H199V129H198V131ZM205 133H206V130L204 131ZM7 133V132H6ZM31 133V132H30ZM68 133H70V132H68ZM100 133V132H99ZM109 133V132H108ZM153 133V132H152ZM158 133V132H157ZM213 133V132H212ZM19 134H21V133H19ZM62 134V133H61ZM103 134H99L100 136L102 135L103 136ZM113 134H115V133H113ZM136 134V133H135ZM135 134H132L133 135V137H131V139L130 138H128V139H130V143L132 142H134V140H132V139H135V137H136V139L138 140L139 138H140V135H138V133H137V135L138 136H134ZM171 134V133H170ZM185 134V133H184ZM199 134V133H198ZM207 134H209L208 132H207ZM8 135V134H7ZM13 135V134H12ZM34 135V134H33ZM32 135V136H33ZM75 135H76V133H75ZM98 135V136H99ZM105 135V134H104ZM121 135H124V134H121ZM125 135L126 136H128V135H130V134H126L125 133ZM122 136L123 138L125 137L126 138V136ZM131 135V136H132ZM172 135H173V133H172ZM193 135V134H192ZM196 135V134H195ZM11 136V135H10ZM23 136V135H22ZM70 136H72V135H70ZM90 136V135H89ZM95 136H97V135H95ZM95 136H93V137H95ZM99 136V137H100ZM106 136V135H105ZM104 136V139L106 138H108L109 137V135L107 136V137H105ZM113 136V135H112ZM147 136V135H146ZM145 136V137H146ZM166 136H168L169 137V135H167L166 134ZM186 136H188L187 134H186ZM19 137V136H18ZM24 137V136H23ZM63 137H65V135L63 134ZM118 136H116V137H113V138H117ZM137 137H139V138H137ZM148 137V136H147ZM146 137V138H147ZM157 137H158V135H157ZM189 137V136H188ZM13 138V137H12ZM14 138H16V137H14ZM20 138V137H19ZM50 138V137H49ZM112 138V137H111ZM111 138H109V139H107L109 142H108V144L109 143H111L112 142V140H111ZM120 138V137H119ZM119 138H117L118 140H120ZM124 138V139H125ZM142 138H143V136H142ZM190 138L192 139V137H191V135H190ZM190 138H189V140H190ZM211 138H213L212 136H211ZM17 139V138H16ZM30 139V138H29ZM88 139V138H87ZM91 139V138H90ZM89 139V140H90ZM99 139V138H98ZM116 139V140H117ZM127 139V138H126ZM121 140L122 142L123 141H125L126 143H127V140ZM135 139V143H137V142H139L140 143V140L139 141H137ZM145 139V138H144ZM2 140V139H1ZM114 140V139H113ZM117 140V141H118ZM165 140H167L166 139V137H165ZM193 140V139H192ZM78 141V140H77ZM117 141L114 143V142H112L111 144L112 145H114V144H116L115 145V147L113 146V147H111L110 145L111 144H109V145H106V146H110L111 148H115L114 150H116V146H118L119 145V143H121V142H119L118 144H117ZM137 141V142H136ZM150 141V140H149ZM174 141V140H173ZM176 141V140H175ZM195 141V140H194ZM211 141V140H210ZM209 141V142H210ZM92 142V141H91ZM100 142V139L98 140V142L97 143H99ZM104 142H106V141H104ZM160 142V141H159ZM180 144H183L184 145V143L185 142H183V143H181L180 141H178ZM207 142V141H206ZM205 142V143H206ZM4 143H5V141H4ZM114 143V144H113ZM131 143V144H132ZM142 143H144V142H142ZM141 143V144H142ZM149 143H151V142H149ZM148 143V146L149 145H151V144H149ZM179 143L177 144V142H176V146L177 145H179ZM191 142H189V144H190ZM10 144V143H9ZM77 144V143H76ZM123 144H125V143H123ZM123 144L121 143L120 144V146L122 145V150L125 148L124 146H123ZM138 144V143H137ZM154 144H156V143H153L152 145H151V147L153 148V146H156V145H154ZM173 144V143H172ZM172 144H170V145H172ZM175 144V143H174ZM188 143H186L185 145H187ZM188 144V145H189ZM192 144V143H191ZM101 145V144H100ZM129 145V144H128ZM127 145V146H128ZM132 145H134V146H136L134 143L132 144ZM183 145L181 146V148H183ZM185 145H184V147H185ZM209 145V144H208ZM5 146H6V144H5ZM125 146H126V144H125ZM138 146V145H137ZM144 146V145H143ZM142 146V147H143ZM173 146V145H172ZM16 147V146H15ZM28 148L30 147V146H27ZM124 147V148H123ZM130 147H131V145H130ZM129 146L127 147V148H130ZM150 147V149H152ZM159 147V146H158ZM170 147V146H169ZM244 147V146H243ZM243 147H242V149H243ZM26 148V147H25ZM96 148V147H95ZM105 148V147H104ZM206 148V147H205ZM237 148V147H236ZM249 148H250V146H249ZM103 149V148H102ZM101 149V150H102ZM118 150L119 149H121V147H118L117 148ZM126 149V148H125ZM124 149V150H125ZM134 149V148H133ZM144 149V148H143ZM156 148H154L153 149V151L152 152H154V150H155ZM172 149H174V147L172 148ZM196 149V148H195ZM212 149V148H211ZM233 149H235V148H233ZM241 149V150H242ZM259 149V148H258ZM9 150V149H8ZM45 150V149H44ZM98 150H100V149H98ZM110 150V149H109ZM113 150V151H114ZM127 150H129V149H127ZM131 150H132V148H130V152H131ZM146 150H148V149H146ZM168 150H170L169 148H168ZM167 150V151H168ZM180 150V149H179ZM202 150H204V149H202ZM210 150V149H209ZM28 151V150H27ZM40 151V150H39ZM126 151V150H125ZM124 151V153H127V152H125ZM135 151V150H134ZM133 151V152H134ZM145 151V150H144ZM206 151H208V150H206ZM261 151V150H260ZM10 153H11V151H9ZM42 152V151H41ZM96 152V151H95ZM111 152H112V150H111ZM114 152H116V151H114ZM118 152V151H117ZM120 152V151H119ZM233 152L235 153V151L233 150ZM233 152H232V154H230V155H233ZM248 152V151H247ZM256 152H257V150H256ZM6 153V152H5ZM5 153H4V155H5ZM12 153H15V152H12ZM129 153V152H128ZM157 153V152H156ZM38 154V153H37ZM116 154H118V153H116ZM115 154V155H116ZM122 154H123V152H122ZM146 154H149V155H151L149 152H147ZM211 154V153H210ZM214 154H215V152H214ZM214 154H212L210 157H218L216 154L214 155ZM219 154V153H218ZM236 154H237V152H236ZM244 154V153H243ZM258 154V153H257ZM263 154V153H262ZM261 154V155H262ZM13 155V154H12ZM34 155V154H33ZM40 155V154H39ZM43 155V154H42ZM93 155V154H92ZM97 155V154H96ZM112 155H113V153H112ZM181 155V154H180ZM200 155V154H199ZM201 155H202V153H201ZM221 155V154H220ZM235 155V154H234ZM240 155V154H239ZM22 156V155H21ZM27 156V155H26ZM119 156H121V154L119 155ZM152 156H153V153H152ZM203 156V155H202ZM205 156V155H204ZM208 156H209V154H208ZM221 156H223V155H221ZM248 156H250V155H248ZM252 156H253V154H252ZM256 156H258V155H256ZM45 157V156H44ZM43 157V158H44ZM48 157V156H47ZM76 157V156H75ZM88 157H90V156H88ZM93 157V156H92ZM113 157V156H112ZM118 157V156H117ZM123 157V156H122ZM206 157V156H205ZM232 157H236V155L235 156H232ZM244 157V156H243ZM23 158V157H22ZM39 158V157H38ZM87 158V157H86ZM91 158V157H90ZM94 158V157H93ZM102 158H104V157H102ZM114 158V157H113ZM179 158V157H178ZM193 158H194V156H193ZM220 158V157H219ZM226 158V157H225ZM237 158V157H236ZM70 159H71V157H70ZM104 159H106V157L104 158ZM108 159V158H107ZM106 159V161H108ZM117 159V158H116ZM130 159V158H129ZM213 159V158H212ZM240 159V158H239ZM242 159V158H241ZM258 159L259 160H261L259 157H258ZM28 160H29V158H28ZM37 160H40V158L39 159H37ZM45 160H46V158H45ZM73 160V159H72ZM126 160H128V159H126ZM131 160V159H130ZM133 160H134V158H133ZM132 160V161H133ZM174 160V159H173ZM216 160V159H215ZM224 160V159H223ZM227 160V159H226ZM231 160H232V158H231ZM255 160V159H254ZM33 161V160H32ZM44 161V160H43ZM83 161V160H82ZM91 161V160H90ZM89 161V162H90ZM99 161V160H98ZM103 161V160H102ZM136 161V160H135ZM176 161V160H175ZM220 161H222V160H220ZM228 161V160H227ZM230 161V160H229ZM243 161V160H242ZM256 161V160H255ZM258 161V160H257ZM93 162H94V160H93ZM104 162V161H103ZM170 162V161H169ZM168 161H167V153L166 152H160V154H159V156H158V159L157 160H151V158H145V157H143L142 158V162L140 163L141 165H142V167L144 168V170H145V172L147 173V175H148V173H149V175L151 176V180H152V184L154 185V188H155V191H157L158 193H159V195H160V198H161V200H160V202H161V205H162V203H164V206H165V209L167 210V211H169L171 214L172 213H177V214H179L180 216H181V218L183 217V215H186L187 213V211H188V209H189V206H187L186 205V197H187V193L186 192H188V190L186 189V192L184 191V189L182 190V187H181V184L179 183V182H177V183H175V181H174V179L176 180V179H179V176L178 175H180V176H182V175H184V173H186L187 174V172H180L179 174L177 173V172H175L174 170H173V166H172V164L170 165V163H169ZM184 162V161H183ZM206 162V161H205ZM251 162H252V160H251ZM262 162V161H261ZM33 163V162H32ZM83 163V162H82ZM92 163V162H91ZM96 163V162H95ZM94 163V164H95ZM115 163V162H114ZM120 163V162H119ZM169 163V164H168ZM175 163H177V162H175ZM200 163V162H199ZM220 163H222V162H220ZM219 163V164H220ZM233 163V162H232ZM239 163V162H238ZM240 163H242V162H240ZM246 163V162H245ZM256 163V162H255ZM259 163V162H258ZM15 164V163H14ZM23 164V163H22ZM79 164V163H78ZM86 164H87V162H86ZM85 164V165H86ZM89 164V163H88ZM97 164H99V163H97ZM121 164V163H120ZM179 164V163H178ZM177 164V165H178ZM198 164V163H197ZM208 164V163H207ZM226 164V163H225ZM234 164V163H233ZM233 164H232V166H233ZM7 165V164H6ZM29 165V164H28ZM41 165V164H40ZM76 165H77V163H76ZM84 165V164H83ZM106 165H107V163H106ZM124 165V164H123ZM210 165V164H209ZM231 165V164H230ZM239 165V164H238ZM237 165V166H238ZM257 165V164H256ZM261 165V164H260ZM32 166V165H31ZM43 166V165H42ZM46 166H48V165H46ZM45 166V167H46ZM52 166V165H51ZM78 166V165H77ZM87 166H89V165H87ZM125 166V165H124ZM189 166H191V165H189ZM198 166V165H197ZM197 166H195V167H197ZM205 166V165H204ZM216 166V164H214V167ZM228 166V165H227ZM226 166V167H227ZM242 166V165H241ZM244 166H247L246 164L244 165ZM20 167V166H19ZM78 167H80V166H78ZM176 167V166H175ZM207 167V170H208V167L209 166H206ZM211 167H213L212 165H211ZM213 167V168H214ZM24 168H25V166H24ZM23 168V169H24ZM44 168V167H43ZM47 168V167H46ZM62 168V167H61ZM81 169H82V167H80ZM84 168V167H83ZM89 168V167H88ZM87 168V169H88ZM212 168V169H213ZM228 168V167H227ZM236 168V167H235ZM240 168V167H239ZM238 168V169H239ZM10 169V168H9ZM26 169V168H25ZM24 169V170H25ZM29 169H31V167H29ZM54 169V168H53ZM63 169V168H62ZM109 169V168H108ZM133 169V168H132ZM191 169H192V166H191ZM211 169V168H210ZM241 169V168H240ZM260 169H261V167H260ZM80 170V169H79ZM134 170V169H133ZM133 170H131V171H133ZM181 170H183L182 168H181ZM204 170V169H203ZM215 172H216V169H213ZM212 170V171H213ZM232 170H233V168H232ZM236 170V169H235ZM11 171V170H10ZM28 171V170H27ZM32 171V170H31ZM34 171V170H33ZM44 171V170H43ZM47 171V170H46ZM51 171V170H50ZM55 171V170H54ZM64 171V170H63ZM83 171H84V173L86 174V173H88V171H90V170H84L83 169ZM86 171V172H85ZM120 171V170H119ZM129 171V170H128ZM210 171V170H209ZM243 171V170H242ZM4 173H5V171H3ZM35 172V171H34ZM36 172H37V169H36ZM77 172V171H76ZM130 172V171H129ZM134 172H135V170H134ZM223 172V171H222ZM3 173V174H4ZM33 173V172H32ZM39 173H40V171H39ZM54 173V172H53ZM77 173H80V172H77ZM90 173V172H89ZM124 173V172H123ZM136 174H137V172H135ZM139 173V172H138ZM206 173V172H205ZM205 173H204V175H203V177L205 176ZM218 173V172H217ZM217 173H215L216 175H217ZM238 173H241L240 172V170H239V172ZM34 174V173H33ZM41 174V173H40ZM63 174V173H62ZM81 174H83V172L81 173ZM116 174V173H115ZM130 174V173H129ZM140 174V173H139ZM143 174V173H142ZM188 174H190V173H188ZM207 174V173H206ZM209 174V173H208ZM211 174V173H210ZM209 174V175H210ZM237 174V173H236ZM235 174V176H237ZM249 174V173H248ZM105 175V174H104ZM117 175V174H116ZM192 176H193V174H191ZM195 175V174H194ZM2 177H3V175H1ZM14 176V175H13ZM12 176V177H13ZM39 176V175H38ZM43 176H45V174L43 175ZM88 176V175H87ZM110 176H111V174H110ZM124 175H122V177H123ZM196 176V175H195ZM201 176V175H200ZM227 176V175H226ZM240 176V175H239ZM246 176V175H245ZM253 176V175H252ZM42 177V176H41ZM41 177H39L40 179H41ZM143 178V176H140V178ZM197 177H199V176H197ZM223 177V176H222ZM10 178V177H9ZM53 178V177H52ZM51 178V179H52ZM139 178V179H140ZM207 178V177H206ZM216 178H217V176H216ZM226 178V177H225ZM237 178V177H236ZM240 178H242V177H240ZM245 178V177H244ZM253 178V177H252ZM261 178V177H260ZM24 179V178H23ZM40 179L38 180V181H40ZM98 179V178H97ZM144 179V178H143ZM186 179V178H185ZM184 179V180H185ZM199 179V178H198ZM197 179V180H198ZM249 179V178H248ZM259 179V178H258ZM11 180H13V179H11ZM91 180V179H90ZM142 180V179H141ZM145 180V179H144ZM208 180V179H207ZM246 181H247V179H245ZM257 180V179H256ZM260 180H262L263 181V179H260ZM43 181H44V179H43ZM143 181V180H142ZM182 181H183V179H182ZM182 181H180V182H182ZM224 181H226L227 182V180L225 179ZM244 181V180H243ZM258 182H259V180H257ZM15 182V181H14ZM144 182H146V180L145 181H143V183ZM216 182V181H215ZM214 182V183H215ZM226 182H224V183H226ZM239 182V181H238ZM245 182V181H244ZM258 182H256V185L258 186ZM147 183H148V181H147ZM175 183V184H174ZM200 183H201V181H200ZM203 183H205L204 182V180H203ZM202 183V184H203ZM208 183H210V182H208ZM223 183V182H222ZM243 183V182H242ZM263 183V182H262ZM151 184V183H150ZM213 184V183H212ZM239 185H241L240 183H238ZM236 185V187H238L239 185ZM245 185H246V182L244 183ZM261 184V183H260ZM143 185V184H142ZM146 185V184H145ZM211 185V184H210ZM217 185V184H216ZM255 185V186H256ZM87 186V185H86ZM99 186V185H98ZM103 186V185H102ZM102 186H100V187H102ZM227 186V185H226ZM247 186V185H246ZM255 186H253V188H255ZM82 187V186H81ZM80 187V188H81ZM140 188H141V185L139 186ZM195 187V186H194ZM205 187V186H204ZM211 187H214V189H215V185L214 186H210V188ZM233 187H235L234 185H233ZM142 188H144L143 186H142ZM185 188V187H184ZM189 188V187H188ZM224 188V187H223ZM244 188H246V187H244ZM243 188V189H244ZM248 188V187H247ZM247 188L245 189V190H247ZM253 188H252V190H253ZM83 189H85V187L83 188ZM124 189V188H123ZM144 189H146V187L144 188ZM150 189H152V188H150ZM235 189V188H234ZM234 189H233V191H234ZM56 190V189H55ZM147 190H149V188H148V185H147V189H146V191ZM197 190H199L198 192L199 193H197L198 195H196V197L194 198V200L196 199V198H198L199 197V194H200V189H197ZM219 190V189H218ZM249 190V189H248ZM260 191L262 190L261 188L259 189ZM259 190H257V193H258V191ZM58 191V190H57ZM57 191H54V192H57ZM139 191V190H138ZM137 191V192H138ZM238 191V190H237ZM38 192H39V190H38ZM48 192V191H47ZM59 192H60V190H59ZM194 192V191H193ZM249 192V191H248ZM254 192V191H253ZM90 193V192H89ZM150 193V192H149ZM152 193V192H151ZM189 193V192H188ZM244 193H246V191L244 192ZM255 193V192H254ZM261 193H264V190H262L261 191ZM59 194V193H58ZM153 194V193H152ZM204 194V193H203ZM212 194V193H211ZM228 194V193H227ZM253 194V193H252ZM258 194H260V192L258 193ZM48 195V194H47ZM80 195V194H79ZM147 195V194H146ZM151 194H149V196H150ZM154 195V194H153ZM153 195H151V197L152 198H154L153 197ZM213 195V194H212ZM237 195V194H236ZM251 195V194H250ZM256 195V194H255ZM83 196V195H82ZM96 196V195H95ZM206 196V195H205ZM230 196V195H229ZM238 196V195H237ZM242 197L241 198H244L243 197V195H241ZM246 196V195H245ZM257 196V195H256ZM140 197V196H139ZM143 198H142V200H144V198L146 197H144V196H142ZM250 198H251V196H249ZM255 197V196H254ZM253 197V198H254ZM261 197V196H260ZM259 197V198H260ZM87 197H83V199H86ZM96 198V197H95ZM104 198V197H103ZM200 199H202V201L201 202H203V200H204V198H201V197H199ZM206 198V197H205ZM213 198V197H212ZM215 198H218V197H215ZM214 198V199H215ZM239 198H240V195H239ZM253 198H251V199H253ZM33 199V198H32ZM150 199V198H149ZM156 199V198H155ZM208 199V198H207ZM245 199V198H244ZM255 199V198H254ZM253 199V200H254ZM262 199H264V198H262ZM261 198H260V200L261 201H263ZM35 200V199H34ZM37 200V199H36ZM39 200V199H38ZM68 200V199H67ZM73 200V199H72ZM87 200V199H86ZM93 200V199H92ZM103 200H105V199H103ZM123 200V199H122ZM127 200V199H126ZM137 200V199H136ZM141 200V199H140ZM147 200V199H146ZM197 200L198 199H196V202H197ZM218 200V199H217ZM231 200V199H230ZM232 200H235V198L234 199H232ZM257 200H259V199H257ZM24 201V200H23ZM42 201V200H41ZM82 201H85V200H82ZM89 201H91V200H89ZM105 201H107V200H105ZM129 201V200H128ZM213 201H215V200H213ZM245 201V200H244ZM252 201V200H251ZM36 202V201H35ZM43 202V201H42ZM47 202V201H46ZM49 202V201H48ZM71 202V201H70ZM79 202V201H78ZM114 202V201H113ZM122 202V201H121ZM150 202V201H149ZM248 202H249V200H248ZM255 202L257 203V201H256V199H255ZM38 203V202H37ZM77 203V202H76ZM87 203V202H86ZM111 203V202H110ZM126 203V202H125ZM145 203H146V201H145ZM203 203H206L205 201L203 202ZM217 203H219V201H217ZM234 203H236V201L234 202ZM252 203H253V201H252ZM251 202H249L248 204L249 205H251L252 204ZM45 204H48L49 205V203H45ZM118 204V203H117ZM119 204H120V202H119ZM119 204L118 205H116V208H117V206H119ZM123 204V203H122ZM150 204V203H149ZM154 204H156L155 203V201H154ZM160 204V203H159ZM188 204H192V203H188ZM198 204H201V203H198ZM207 204H209L208 202H207ZM220 205H219V213H220V220H218V221H215L216 223L218 222V228L217 229H219V233H217V232H215V233H213V232H211V231H207V230H205L202 226H200V225H198V223L196 222V220H194V219H192L191 218V216L189 217L188 215H186V217L185 218H183V221H185V219L187 220V228H186V231L185 232H182V234H181V232H180V235H181V240H182V243H183V245L185 246V248H184V250H182L181 252L183 253V255L181 256V254H179V251H177V255H179L180 256V258H178V256H176L175 254V256H176V258L175 259H172V262H173V260L175 261V263L174 264H243V263H240V262H235V259H233V258H235V257H231V256H225V257H223V258H219L218 256H217V253L214 251V246H213V244L214 243H212V242H216L218 245H220L221 243H222V245L224 246V247H226V245L227 246H232V245H235V244H237L236 243V236L238 235V230H237V226H236V224H235V222H234V214L232 213L234 210V204H233V206H232V204H231V202H229L228 200H227V198L225 197L224 198V200H223V202H221V203H219ZM237 204V203H236ZM258 204V203H257ZM33 205V204H32ZM57 205V204H56ZM59 205V204H58ZM125 205V204H124ZM124 205H122V206H124ZM127 205V204H126ZM135 205H137V204H135ZM158 205V204H157ZM197 205V204H196ZM239 205V203L237 204V206ZM260 205V204H259ZM38 206V205H37ZM51 206V205H50ZM62 206V205H61ZM96 206V205H95ZM102 206V205H101ZM113 206H114V204H113ZM121 206V205H120ZM155 206V205H154ZM247 206V205H246ZM41 207V206H40ZM51 207H53V206H51ZM56 207V206H55ZM58 207V206H57ZM65 207V206H64ZM97 207V206H96ZM103 207V206H102ZM107 207V206H106ZM115 207V206H114ZM127 207V206H126ZM143 207V206H142ZM151 207V206H150ZM149 207V208H150ZM203 207V206H202ZM206 207H207V205H206ZM250 207V206H249ZM249 207H247V209L249 208ZM254 207V206H253ZM36 208V207H35ZM48 208V207H47ZM62 208H63V206H62ZM74 208V207H73ZM116 208H115V210H116ZM204 208H205V204H204V207H203V210H204ZM208 208V209H207ZM206 209V212H208V214L210 215V213H211V211L209 212V210H212L213 209V207L211 206V208L212 209H210V206L209 207H207ZM26 209V208H25ZM31 209V208H30ZM52 210H55L54 208H51ZM61 209V208H60ZM118 209L120 210V208L118 207ZM126 209H128V208H126ZM197 209V208H196ZM216 209V208H215ZM215 209H213L212 211H215ZM163 210V209H162ZM199 210H202V209H199ZM217 210V209H216ZM238 210V209H237ZM239 210H240V208H239ZM239 210L236 212V213H238L239 212ZM37 211H38V209H37ZM62 211V210H61ZM89 211V210H88ZM88 211H86V213L88 212ZM118 211V210H117ZM129 211V210H128ZM130 211H132V210H130ZM136 211V210H135ZM151 211V210H150ZM150 211H149V213H150ZM29 212V211H28ZM53 212V211H52ZM73 212V211H72ZM120 212V211H119ZM157 212V211H156ZM195 212H197V211H195ZM194 212V213H195ZM217 212V211H216ZM245 212H247V211H245ZM244 212V213H245ZM257 212H259L260 213V211H257ZM256 212V213H257ZM89 213V212H88ZM153 212H151V214H152ZM165 213V212H164ZM163 213V214H164ZM198 213V212H197ZM197 213L195 214V215H197ZM213 213V212H212ZM39 214V213H38ZM40 214H41V212H40ZM55 214V213H54ZM73 214V213H72ZM129 214V213H128ZM127 214V215H128ZM151 214H149V215H151ZM163 214H162V216H163ZM167 214V213H166ZM183 214V215H182ZM203 214H205V213H203ZM206 215V216H209V215ZM60 215V214H59ZM168 215V214H167ZM213 215L215 216V214H212L210 217H213ZM25 216H26V214H25ZM71 216V215H70ZM85 216V215H84ZM172 216V215H171ZM251 216H253V214H251ZM260 216V215H259ZM24 217V216H23ZM63 217V216H62ZM65 217V216H64ZM87 217V216H86ZM114 217V216H113ZM129 217V216H128ZM147 217H149L148 215H147ZM170 216H168V218H169ZM173 217V216H172ZM250 217V216H249ZM69 218V217H68ZM74 218V217H73ZM115 218V217H114ZM117 218H118V216H117ZM123 218V217H122ZM130 218V217H129ZM202 219V221H203V219H204V217L202 216L201 217ZM252 218V217H251ZM250 218V220H252ZM258 218V217H257ZM41 219H42V217H41ZM46 219V218H45ZM60 219V218H59ZM72 219V218H71ZM80 219V218H79ZM119 219V218H118ZM131 219V218H130ZM143 219V218H142ZM155 219V218H154ZM174 219V218H173ZM200 219V218H199ZM198 219V220H199ZM205 219H206V217H205ZM212 219V218H211ZM3 220V219H2ZM40 220V219H39ZM43 220V219H42ZM65 220V219H64ZM131 220H133V219H131ZM136 220L137 219H135V223H136ZM152 220V219H151ZM197 220V221H198ZM256 220H258V219H256ZM256 220H254L253 219V221H255L254 223H257L256 222ZM24 221V220H23ZM45 221V220H44ZM68 221H70V220H68ZM72 221H73V219H72ZM122 221V220H121ZM140 221V220H139ZM138 221V222H139ZM145 220H142V222H144ZM147 221V220H146ZM149 221V220H148ZM147 221V222H148ZM160 221V220H159ZM166 221V220H165ZM165 221H164V223H165ZM176 221V220H175ZM209 221V220H208ZM208 221L206 222V224H205V226L207 225V223H208ZM211 221V220H210ZM209 221V222H210ZM26 222V221H25ZM42 222V221H41ZM46 222V221H45ZM62 222V221H61ZM61 222H58V224L60 225V223ZM125 223H126V221H124ZM141 222V221H140ZM153 222V221H152ZM163 222V221H162ZM167 222V221H166ZM186 222V221H185ZM20 223V222H19ZM24 223V222H23ZM48 223V222H47ZM47 223H45V224H47ZM154 223V222H153ZM179 223V222H178ZM211 223H213V221L211 222ZM21 224V223H20ZM19 224V225H20ZM58 224L56 225L57 227H58ZM67 224V223H66ZM79 224H80V222H79ZM137 224V223H136ZM143 224V223H142ZM145 224V223H144ZM143 224V225H144ZM209 224V223H208ZM215 224V223H214ZM213 224V225H214ZM54 225V224H53ZM53 225H50V226H53ZM75 225V224H74ZM74 225H72V226H74ZM122 224H120V226H121ZM124 225V224H123ZM122 225V226H123ZM146 225V224H145ZM152 225V226H151ZM150 226H151V228H153L154 226H156V223H155V225L153 226V224H151ZM202 225V224H201ZM204 225V224H203ZM49 226V227H50ZM78 226H80V225H78ZM81 226H82V224H81ZM80 226V227H81ZM125 226V225H124ZM138 226H140V223L138 224ZM147 226V225H146ZM145 226V227H146ZM149 226V225H148ZM160 226V225H159ZM173 226V225H172ZM259 226V225H258ZM26 227H27V223H26ZM126 228H124L123 229V231L125 230V229H127V226H125ZM144 227V226H143ZM144 227V228H145ZM170 227V226H169ZM212 227H215V229H216V225L215 226H212ZM241 227V226H240ZM243 227H244V225H243ZM247 227H248V225H247ZM250 227V226H249ZM56 228V227H55ZM61 228V227H60ZM79 228V227H78ZM122 228V227H121ZM120 228V229H121ZM149 227H146L145 229H148ZM182 228H183V226H182ZM182 228H180V230L182 229ZM261 228H263V227H261ZM28 229V228H27ZM62 229V228H61ZM81 229H83V226H82V228ZM130 229V228H129ZM129 229H127V230H129ZM134 229V228H133ZM207 229H208V226H207ZM216 229V230H217ZM260 229V228H259ZM58 230H59V228H58ZM126 230V234H127V231ZM148 230H150V229H148ZM211 230V229H210ZM29 231V230H28ZM73 231H74V229H73ZM79 231V230H78ZM82 231V230H81ZM80 231V232H81ZM88 231V230H87ZM121 232H122V230H120ZM212 231H214V228H213V230ZM242 231V230H241ZM240 231V232H241ZM251 231V230H250ZM253 231V230H252ZM260 231V230H259ZM67 232V231H66ZM134 232V231H133ZM142 232H143V228H142ZM144 232H145V230H144ZM144 232H143V236H145V235H148V234H146V232H145V235H144ZM254 232V231H253ZM253 232H250V237L252 236L251 234H253ZM26 233V232H25ZM30 233V232H29ZM60 233V232H59ZM150 233H152V232H150ZM217 233V234H216ZM249 233V232H248ZM27 234V233H26ZM79 234V233H78ZM121 234V233H120ZM126 234H125V236H126ZM128 234H130V232H128ZM157 234V233H156ZM82 235V234H81ZM131 235V234H130ZM133 235H135L134 233H133ZM192 235L193 236H195V239H193V237H192ZM244 235V234H243ZM26 236V235H25ZM29 236V235H28ZM32 236V235H31ZM44 236V235H43ZM123 236H124V234H123ZM124 236V237H125ZM137 237H138V235H136ZM158 236V235H157ZM176 236V235H175ZM240 236V235H239ZM58 237V236H57ZM110 237H112V236H110ZM121 237V236H120ZM131 237V236H130ZM133 237V236H132ZM147 237V236H146ZM162 236L160 235V239L159 240H163L162 238H161ZM174 237V236H173ZM43 238H45V237H43ZM43 238H42V240H43ZM51 238V237H50ZM56 238V237H55ZM59 238V237H58ZM75 238V237H74ZM79 238V237H78ZM77 237H76V240L78 239ZM170 238H172V237H170ZM169 238V239H170ZM26 239V238H25ZM39 239V238H38ZM66 239V238H65ZM69 239H70V237H69ZM85 239V238H84ZM108 239H112V238H109L108 237ZM136 239V238H135ZM157 239V240H158ZM166 239V238H165ZM165 239L163 240V242L165 241ZM242 239H243V237H242ZM242 239H241V242H242ZM247 238H244V242H245V240H246ZM50 240V239H49ZM86 240V239H85ZM84 240V241H85ZM123 240H124V238H123ZM137 240V239H136ZM150 240V239H149ZM153 239H151L150 240V242L152 241ZM158 240V241H159ZM258 240V239H257ZM260 240L262 241L263 239L261 238V236H260ZM39 241H41V238H40V240ZM61 241V240H60ZM79 241H80V239H78V241H77V243L79 244ZM87 241V240H86ZM104 241V240H103ZM131 241H133V239H131L130 240V243L128 242V244H131ZM145 241H146V238H145ZM158 241H156V243L157 244H159V242ZM261 241H258V243L259 242H261ZM30 242V241H29ZM57 242V241H56ZM68 242V241H67ZM83 242V241H82ZM110 242L112 243V241L110 240ZM139 241H137V243H138ZM154 242V241H153ZM153 242H152V244H153ZM162 242V241H161ZM179 242H180V240H179ZM239 242H240V240H239ZM26 242H24L23 244H25ZM53 243V242H52ZM52 243H50V244H52ZM66 243V242H65ZM69 243V242H68ZM114 243H116V242H114ZM120 243V242H119ZM133 243H134V241H133ZM133 243H132V247L134 246L133 245ZM139 243H141V242H139ZM143 243H144V241H143ZM251 243V242H250ZM21 244V243H20ZM59 244V243H58ZM146 244V243H145ZM163 244V243H162ZM216 244V245H217ZM239 244V243H238ZM246 244V243H245ZM253 244V243H252ZM261 244V243H260ZM34 245V244H33ZM37 245V244H36ZM56 245H57V243H56ZM83 245V244H82ZM108 245V244H107ZM107 245H105V247L103 246L102 248L104 249H108V247H109V250H110V248H111V246L113 245V244H109L108 245V247H106ZM123 245V244H122ZM138 245H140V244H138ZM155 245V244H154ZM163 245H165V244H163ZM172 245V244H171ZM180 245V244H179ZM215 245V246H216ZM257 245V244H256ZM52 246V245H51ZM54 246V245H53ZM66 246V245H65ZM71 247H72V245H70ZM115 246V245H114ZM114 246H112V248H111V250L113 251V249H118L119 250V248H117V246L116 247H114ZM129 246V247H128ZM126 245V251H127V249H129V248H132V247H130V245ZM166 246V245H165ZM181 246V245H180ZM213 246V247H212ZM254 246H255V244H254ZM101 247V246H100ZM122 247V246H121ZM146 247V246H145ZM153 247V246H152ZM151 247V248H152ZM158 247V246H157ZM168 247V246H167ZM170 247V246H169ZM256 247V246H255ZM254 247V248H255ZM82 248H83V246H82ZM86 248V247H85ZM179 248V247H178ZM218 248V247H217ZM253 248V249H254ZM257 248V247H256ZM256 248H255V250H253L252 249V251H251V253H253V251L255 252L256 251ZM56 249V248H55ZM72 249V248H71ZM70 249V250H71ZM99 249V248H98ZM103 249H100V251L102 250V252L103 253H105V251L103 250ZM156 249V248H155ZM159 249V248H158ZM162 249V248H161ZM158 250V251H162V250ZM174 249V248H173ZM172 249V247H171V249L170 250H173ZM180 249V248H179ZM242 249V248H241ZM244 249V248H243ZM250 249H251V247H250ZM86 250V249H85ZM84 250V251H85ZM89 250V249H88ZM96 250V249H95ZM124 250V251H125ZM133 250V249H132ZM142 250H144V248L142 249ZM245 250H248L247 248H245ZM20 251V250H19ZM22 251H23V248H22ZM116 251V250H115ZM123 251V250H122ZM123 251V252H124ZM145 251V250H144ZM166 251H168V250H166ZM238 251V250H237ZM244 251V250H243ZM242 251V252H243ZM261 251L263 252V250L261 249ZM86 252V251H85ZM84 252V253H85ZM90 252H92V251H90ZM90 252H87V253H90ZM102 252L100 253L99 251H98V253H99V255L100 254H102ZM117 252V251H116ZM122 252V253H123ZM151 252H153V251H151ZM150 252V253H151ZM236 252V251H235ZM93 253V252H92ZM106 253H107V251H106ZM112 253V252H111ZM115 253V252H114ZM126 253V252H125ZM161 253H163V251L161 252ZM237 253V252H236ZM241 253V252H240ZM249 253H250V251H249ZM249 253H247L248 254V258H246V259H250L249 261H250V263H248L247 261H246V263H248V264H258V262L257 261H251V254H249ZM30 254V253H29ZM34 254H37V253H35L34 252ZM33 254V255H34ZM97 254V253H96ZM108 254H110V252H108ZM113 254V253H112ZM112 254H110L111 256H112ZM232 254H233V252H232ZM242 254V253H241ZM244 255H245V252L243 253ZM28 255V254H27ZM86 255V254H85ZM84 255V257L85 258H87V260L89 259L88 257H86ZM89 255V254H88ZM119 255V254H118ZM231 255V254H230ZM240 255V254H239ZM244 255H241L240 257H243ZM254 255V254H253ZM34 256H36V255H34ZM104 256V255H103ZM102 256V257H103ZM108 256V255H107ZM114 256V255H113ZM116 256V255H115ZM114 256V257H115ZM122 256H123V254H122ZM141 256V255H140ZM167 256H169V255H167ZM246 256V255H245ZM259 256V258H261L260 257V255H258ZM15 257V256H14ZM160 257H162V256H159V258ZM165 257H166V255H165ZM165 257H163V258H165ZM12 258V257H11ZM123 258V257H122ZM128 258V257H127ZM127 258H126V260H127ZM139 259H140V257H138ZM158 258V259H159ZM171 258H173V257H171ZM239 260L241 259V258H239V257H237ZM245 258V257H244ZM244 258L243 259H241V262H242V260L244 261ZM259 258H257V259H259ZM263 258V257H262ZM9 259V258H8ZM23 259V258H22ZM84 259V258H83ZM120 259H121V257H120ZM125 259V258H124ZM181 259V260H180ZM237 259V260H238ZM28 260V259H27ZM37 260V259H36ZM36 260H34V261H36ZM76 260V259H75ZM87 260L85 259V260H83V261H86V262H84V263H87ZM92 260V259H91ZM150 260H151V258H150ZM154 260H155V258H154ZM166 260V259H165ZM168 260H169V257H168ZM167 260V261H168ZM12 261V260H11ZM13 261H14V259H13ZM12 261V262H13ZM33 261V262H34ZM82 261V260H81ZM83 261H82V263H80V260H79V262L78 263H80V264H84L83 263ZM118 261V260H117ZM156 261H157V259H156ZM156 261H153V262H156ZM17 262V261H16ZM77 262V261H76ZM152 262V263H153ZM162 262H164V261H162ZM178 262V263H177ZM35 263V262H34ZM127 263V262H126ZM171 262H169V264H170ZM172 263V264H173ZM72 264V263H71ZM129 264V263H128ZM131 264V263H130ZM137 264V263H136ZM164 264V263H163Z\"/></svg>", "mask_w": 264, "mask_h": 264}]
</instances>
